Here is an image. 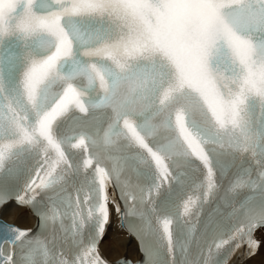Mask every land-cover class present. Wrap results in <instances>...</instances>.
<instances>
[{
  "label": "snow or ice",
  "instance_id": "obj_1",
  "mask_svg": "<svg viewBox=\"0 0 264 264\" xmlns=\"http://www.w3.org/2000/svg\"><path fill=\"white\" fill-rule=\"evenodd\" d=\"M114 214L136 264L264 247V0H0V264H132Z\"/></svg>",
  "mask_w": 264,
  "mask_h": 264
},
{
  "label": "bare ground",
  "instance_id": "obj_2",
  "mask_svg": "<svg viewBox=\"0 0 264 264\" xmlns=\"http://www.w3.org/2000/svg\"><path fill=\"white\" fill-rule=\"evenodd\" d=\"M6 218L24 227H31L36 223V219L29 211L17 209L15 205L9 208ZM102 251L112 261L120 258L135 259L139 257L136 242L121 225L117 215L112 218L107 229L105 239L102 242ZM240 264H264V247L252 256L241 255Z\"/></svg>",
  "mask_w": 264,
  "mask_h": 264
}]
</instances>
